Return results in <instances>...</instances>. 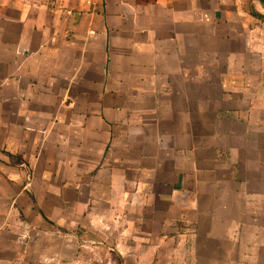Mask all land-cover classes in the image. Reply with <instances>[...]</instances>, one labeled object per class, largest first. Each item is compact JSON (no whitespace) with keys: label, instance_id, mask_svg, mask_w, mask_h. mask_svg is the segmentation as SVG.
<instances>
[{"label":"crops","instance_id":"obj_1","mask_svg":"<svg viewBox=\"0 0 264 264\" xmlns=\"http://www.w3.org/2000/svg\"><path fill=\"white\" fill-rule=\"evenodd\" d=\"M264 264V0H0V264Z\"/></svg>","mask_w":264,"mask_h":264},{"label":"rangeland","instance_id":"obj_2","mask_svg":"<svg viewBox=\"0 0 264 264\" xmlns=\"http://www.w3.org/2000/svg\"><path fill=\"white\" fill-rule=\"evenodd\" d=\"M79 252L80 256L76 264H104L101 258V255H103L104 251L98 246H81L79 247ZM108 264H112L111 258L109 259Z\"/></svg>","mask_w":264,"mask_h":264}]
</instances>
